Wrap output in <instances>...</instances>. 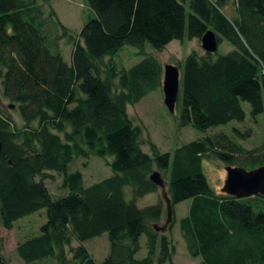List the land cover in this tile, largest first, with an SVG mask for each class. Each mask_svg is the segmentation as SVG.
Instances as JSON below:
<instances>
[{"label":"trees","instance_id":"1","mask_svg":"<svg viewBox=\"0 0 264 264\" xmlns=\"http://www.w3.org/2000/svg\"><path fill=\"white\" fill-rule=\"evenodd\" d=\"M40 1L0 0V92L22 120L16 127L0 105V224L11 229L46 210V222L17 244V256L25 264H173L174 244L152 226L164 214L162 201L138 204L158 192L149 179L156 170L168 178L173 213L191 201L178 221L191 257L202 264H264V196L217 193L202 168L204 158H214L255 169L264 165V145L244 149L211 131L172 153L149 141L146 153L128 106L162 89L163 67L149 52L130 68L114 61L125 45L162 51L173 40L200 41L212 31L218 45L226 41L233 49L192 51L177 66L179 126L207 132L244 122L242 102L255 120L264 112V0H86L95 17L75 35L53 10L56 22L49 23ZM62 38L71 44L70 62L58 48ZM91 156L113 157L112 175L86 187L82 174L70 169ZM48 172L61 176L66 194L49 192ZM104 235L108 252L97 261L85 243ZM142 237L146 253L138 257ZM73 242L69 260L66 247Z\"/></svg>","mask_w":264,"mask_h":264},{"label":"rangeland","instance_id":"2","mask_svg":"<svg viewBox=\"0 0 264 264\" xmlns=\"http://www.w3.org/2000/svg\"><path fill=\"white\" fill-rule=\"evenodd\" d=\"M42 12L46 19L51 22L55 17H51V10L56 13L60 23L70 30V33L75 35L80 31L84 23L95 17L94 11L90 8L86 0H41ZM228 14L233 13V5H229L227 9ZM57 31L62 33L60 27H55ZM75 33V34H74ZM59 50L66 62L71 59V44L66 38L59 41ZM232 46L223 41L218 45L217 54H227L232 50ZM195 51L197 53H204L201 42L192 39H184L182 41H171L162 51H155L148 47L144 52L140 49L125 45L118 54L114 57V61L118 68H130L138 61H140L147 52L153 54L161 63L162 67L168 64L175 66L183 65L186 56ZM53 52H55L53 50ZM1 90V81H0ZM0 105L11 116L16 127L22 126V120L19 115L16 105L11 101L2 97L0 92ZM11 106L13 108H11ZM242 109L245 112L244 122H231L228 125L220 126L210 129V131L203 132L192 128L191 126H179V104L176 105L174 113H170L164 103L162 89H157L146 95L138 104L128 106V114L133 119L135 124L141 126L143 150L150 153L149 141L155 144L160 152L172 153L176 148L191 141L203 138L209 132H223L230 136L236 143L244 149L257 148L264 145V112L253 120L250 116V106L246 102L241 103ZM236 128L244 136L243 138L233 132ZM250 132V136L246 134ZM113 157L99 158L91 156L88 159L78 158L71 165L70 171H79L82 174L84 185L90 186L94 183L100 182L112 175L109 162H112ZM203 173L210 185V187L218 193H221L218 188L223 187L226 171V166L214 158H204L202 162ZM250 170V167H245ZM156 171V170H155ZM51 178L46 179L44 184L47 186L49 192L57 197L66 194V190L62 189V178L54 172H48ZM162 178L167 184L168 178L166 174L162 173ZM39 180L38 178L36 179ZM167 189V188H166ZM162 201L164 206V214L162 218L156 223L163 226L166 222V204L163 199L162 190L159 189L157 193L148 194L139 201L140 207H146ZM190 200L183 201L174 207L173 220L175 224L169 231L164 232L165 235L172 241L175 246V255L173 257V264H202L200 257H191L187 251L186 243L179 231L178 221L187 215ZM255 212L260 211L259 206H254ZM46 222V210L42 209L37 213L26 216L23 219L15 222L11 229H5L0 224V264H25L16 254V246L25 239L38 234V227ZM142 248L138 257L144 256L145 237L141 238ZM75 242L66 247L67 257L71 260L72 249L76 248ZM86 248L93 258L101 261L108 252V241L106 235L89 240L85 243ZM42 264H58L56 261L44 262ZM68 264H73L69 262Z\"/></svg>","mask_w":264,"mask_h":264},{"label":"water","instance_id":"3","mask_svg":"<svg viewBox=\"0 0 264 264\" xmlns=\"http://www.w3.org/2000/svg\"><path fill=\"white\" fill-rule=\"evenodd\" d=\"M204 52L215 53L218 49L216 35L212 31H207L200 40ZM180 90V70L177 66L168 64L163 67L162 92L164 103L170 113L175 112V105ZM11 108H13L11 106ZM2 144L0 142V152ZM226 178L224 180L221 193L235 197L245 198L250 196H264V165L255 169L246 170L242 167L227 166L225 168ZM150 181L162 190L164 202L166 204V222L163 226L153 224L155 231L164 233L168 230L173 221V205L167 193L165 180L161 173L154 171L149 177Z\"/></svg>","mask_w":264,"mask_h":264},{"label":"crops","instance_id":"4","mask_svg":"<svg viewBox=\"0 0 264 264\" xmlns=\"http://www.w3.org/2000/svg\"><path fill=\"white\" fill-rule=\"evenodd\" d=\"M201 54V53H200ZM225 177H226V175H225ZM218 190L221 192V186L218 188ZM217 193H218V191H217Z\"/></svg>","mask_w":264,"mask_h":264}]
</instances>
